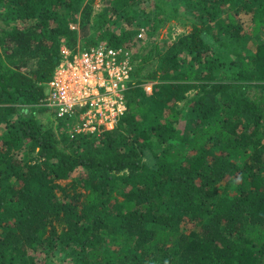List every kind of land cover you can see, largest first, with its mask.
<instances>
[{"label": "trees", "instance_id": "16d2710c", "mask_svg": "<svg viewBox=\"0 0 264 264\" xmlns=\"http://www.w3.org/2000/svg\"><path fill=\"white\" fill-rule=\"evenodd\" d=\"M95 1L0 0V264H264V0ZM153 18L186 30L113 130L38 119L64 45L132 49Z\"/></svg>", "mask_w": 264, "mask_h": 264}, {"label": "rangeland", "instance_id": "374dc122", "mask_svg": "<svg viewBox=\"0 0 264 264\" xmlns=\"http://www.w3.org/2000/svg\"><path fill=\"white\" fill-rule=\"evenodd\" d=\"M151 3V1L147 2V5H149ZM146 4V3H145ZM144 4V7L146 8L147 5ZM104 0H96L94 3V14H98L104 7ZM143 7V8H144ZM182 11H184L183 8H181ZM241 17V22L244 25V28L247 32L250 31L251 28V17L249 15H245L244 13H242L240 15ZM162 19V18H161ZM164 20H159V19H149V24L148 27H142L138 30V34H137V40H138V44H136L132 49H128V51L131 53V57H132V77H131V81L133 80V76L136 75L137 78H143V76H146V73L149 71V69H151V67H154L156 62L158 61V56H157V47L158 49L161 51L167 49L168 46H170L179 36H181V34L184 33V31L186 30L180 23H178L177 20H167L168 18H163ZM1 21V20H0ZM137 22V21H136ZM19 24L21 27L24 26L21 23H17ZM136 24L134 23L132 27H130V29L134 28L136 30ZM0 25H2V22H0ZM72 30L75 31H79L81 33V31L79 30L80 26H72L71 27ZM124 28L129 29V26H127V23H124L123 21L121 22H117L113 27H112V31L119 33L120 30ZM141 30V31H140ZM142 30H144L143 33V37H140ZM191 30V29H189ZM188 30V31H189ZM90 36H93V39L90 41V39H83V38H78L77 43L74 45V47L71 46H67L64 45L62 47V49H66V51L68 52V58L66 59V73H72L71 76H74V69L78 68L81 69L80 66V61H81V54H83L86 50L90 49V48H94V47H98L101 44H105V42H98L97 40L100 39V34L98 32H91ZM90 38V37H89ZM261 40L263 39H256V38H252V37H248L247 41L245 42L246 44V49L248 51L246 52V56H248V54H252L254 53V51L256 50V45L258 43L261 42ZM2 52L1 47H0V53ZM153 52V55H151L150 53ZM156 54V56H155ZM149 56L151 58H149ZM74 57H76V59H78V61H75V63L71 62L72 59H74ZM63 60V59H62ZM61 60V61H62ZM65 61V59L63 60ZM27 70V69H26ZM73 70V72H72ZM23 71H25V69H23ZM56 73V71H55ZM55 73L54 76L52 78L51 81L54 80L55 78ZM100 76L103 78V76H105V72L104 70L100 71ZM70 80V78H69ZM51 81L49 83H47L46 86V90H45V94L46 95H50L51 94ZM86 85V84H85ZM84 85V86H85ZM152 85L151 84H144L145 86V90L147 93L151 94L152 93ZM74 87H72L73 89ZM80 91H83V86L80 87ZM71 92H75L74 90H71ZM78 94V92H75ZM75 93H73V95H75ZM95 94L97 93V91L94 92ZM99 94L103 93L102 91L98 92ZM198 91L195 90L193 92H191V95H197ZM184 105V102H182L180 104V108H182ZM82 107V106H81ZM77 108L79 107H75V111L77 110V113H73L72 117H66L63 119L64 125L68 126V128H61L59 126L60 121L56 116V112L50 108L47 107V110H45L44 112L37 114L38 119L43 123L46 124V126H49L50 124L53 126V130L56 132L57 136L61 135V133H67L71 138L73 137L74 132L79 133V132H89L91 134H97V133H101L104 131H110L113 130L117 124L119 119L121 118V116H123V114L127 111V106L125 104V112L120 115L118 117L117 120H113L112 116L110 115L109 112H111L112 108H109V110L107 111V114L105 116L104 114L99 115L98 112H103V110H98L96 112H92V110L87 107L85 110H78ZM85 111V113H84ZM90 113V119H86L85 115L87 113ZM83 119H86V123H90L91 122V126L88 127L89 129L86 131H78L80 129H78V127H80V121H83ZM84 122V121H83ZM5 126L6 124H4L3 122L0 124V134H2L5 131ZM159 146L157 144L154 145V148H158ZM149 154L146 152L145 155V161H150L149 158ZM78 174V173H76ZM70 182V180L68 181H64L62 182L63 185H66ZM234 191L231 190V194H233ZM192 228V224H188L186 227V230H190Z\"/></svg>", "mask_w": 264, "mask_h": 264}, {"label": "built area", "instance_id": "2783aa9c", "mask_svg": "<svg viewBox=\"0 0 264 264\" xmlns=\"http://www.w3.org/2000/svg\"><path fill=\"white\" fill-rule=\"evenodd\" d=\"M143 33L144 30L140 37H143ZM67 58L68 52L62 49V59L65 61L61 59L56 69L55 78L51 81V94L46 95L44 106L52 108L58 119L72 117L75 107H79L78 110L89 107L92 112L103 110L98 114L105 113V116L109 108H112L109 113L113 120H117L126 110L125 92L131 82L133 71L131 53L127 49L108 47L107 44L90 48L81 54V69L75 68L74 72L72 70L74 76H71L72 73L65 72ZM75 61H78L76 57L71 62L75 63ZM101 70L105 72L103 78L100 76ZM81 86L84 92L80 91ZM95 91H97L96 94ZM100 91L103 93L99 94ZM89 114L88 112L85 115L86 119H90ZM86 119H83L84 122L80 121L78 131L89 129L91 122L86 123Z\"/></svg>", "mask_w": 264, "mask_h": 264}, {"label": "bare ground", "instance_id": "6f19581e", "mask_svg": "<svg viewBox=\"0 0 264 264\" xmlns=\"http://www.w3.org/2000/svg\"><path fill=\"white\" fill-rule=\"evenodd\" d=\"M67 94H68V93H67ZM67 94H66V95H67Z\"/></svg>", "mask_w": 264, "mask_h": 264}]
</instances>
